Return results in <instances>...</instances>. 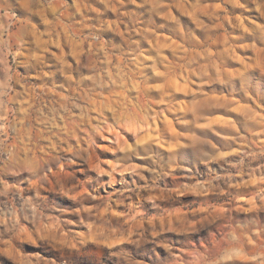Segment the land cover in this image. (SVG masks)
<instances>
[{"label":"clouds","instance_id":"obj_1","mask_svg":"<svg viewBox=\"0 0 264 264\" xmlns=\"http://www.w3.org/2000/svg\"><path fill=\"white\" fill-rule=\"evenodd\" d=\"M0 264H264V0H0Z\"/></svg>","mask_w":264,"mask_h":264}]
</instances>
